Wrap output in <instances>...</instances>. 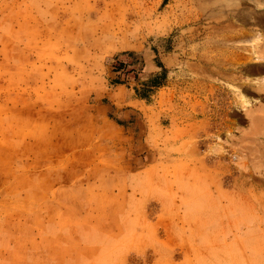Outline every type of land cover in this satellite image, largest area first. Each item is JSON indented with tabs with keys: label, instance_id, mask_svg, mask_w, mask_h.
<instances>
[{
	"label": "rangeland",
	"instance_id": "rangeland-1",
	"mask_svg": "<svg viewBox=\"0 0 264 264\" xmlns=\"http://www.w3.org/2000/svg\"><path fill=\"white\" fill-rule=\"evenodd\" d=\"M0 264H264V0H0Z\"/></svg>",
	"mask_w": 264,
	"mask_h": 264
},
{
	"label": "trees",
	"instance_id": "trees-1",
	"mask_svg": "<svg viewBox=\"0 0 264 264\" xmlns=\"http://www.w3.org/2000/svg\"><path fill=\"white\" fill-rule=\"evenodd\" d=\"M128 56H129V54H128ZM156 66L159 67V68H161V66H160L159 64H156ZM120 68H121V64L119 63V64H117V67L114 68V71H115V72H118ZM158 80H159V76L153 75V76H151V78H150V80H149V83H150L153 87H157V86H159V82H158ZM115 83H116V82H115ZM117 84H118V83H117Z\"/></svg>",
	"mask_w": 264,
	"mask_h": 264
}]
</instances>
